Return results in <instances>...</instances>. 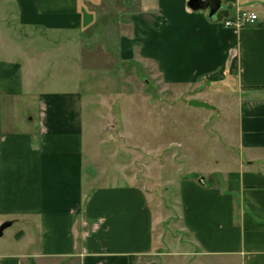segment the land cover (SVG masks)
Segmentation results:
<instances>
[{"label":"crops","instance_id":"0c3cea01","mask_svg":"<svg viewBox=\"0 0 264 264\" xmlns=\"http://www.w3.org/2000/svg\"><path fill=\"white\" fill-rule=\"evenodd\" d=\"M187 1L0 0V223L13 228L0 264H156L171 254L137 179L85 173L79 74L108 70L112 55L164 85L205 86L220 94L219 113L232 109L237 154L179 181L182 234L170 244L198 264H264V0H219L212 20ZM237 11L257 20L224 27ZM66 61L71 75L59 78Z\"/></svg>","mask_w":264,"mask_h":264},{"label":"rangeland","instance_id":"374dc122","mask_svg":"<svg viewBox=\"0 0 264 264\" xmlns=\"http://www.w3.org/2000/svg\"><path fill=\"white\" fill-rule=\"evenodd\" d=\"M66 64L70 61L59 78L70 77ZM83 66L78 86L83 95L85 173L101 172L105 177L99 183L137 179L149 194L159 247L171 252L153 262L198 264L195 257L184 255V244H170L182 234L179 181L215 174L237 154L232 109L219 113L189 106L192 96L214 107L222 100L205 86L170 87L140 68L122 70L113 55L109 69L101 73ZM119 168L128 176L119 175Z\"/></svg>","mask_w":264,"mask_h":264},{"label":"water","instance_id":"95a60500","mask_svg":"<svg viewBox=\"0 0 264 264\" xmlns=\"http://www.w3.org/2000/svg\"><path fill=\"white\" fill-rule=\"evenodd\" d=\"M187 7L192 11H207V17L212 20L214 19L215 13L221 7V4L219 0H188ZM187 104L189 106L203 107L206 109H215L214 106L206 102L198 101L195 99L188 100ZM199 182L204 184L203 178H200ZM9 225H10V221H4L0 223V237L2 235L3 230L7 228Z\"/></svg>","mask_w":264,"mask_h":264},{"label":"built area","instance_id":"2783aa9c","mask_svg":"<svg viewBox=\"0 0 264 264\" xmlns=\"http://www.w3.org/2000/svg\"><path fill=\"white\" fill-rule=\"evenodd\" d=\"M256 20L257 15L255 13L237 11L232 17H229L223 21V26L230 28H242L252 24Z\"/></svg>","mask_w":264,"mask_h":264}]
</instances>
